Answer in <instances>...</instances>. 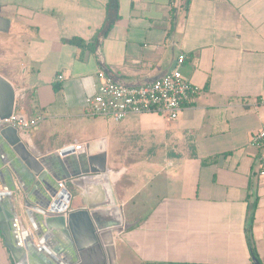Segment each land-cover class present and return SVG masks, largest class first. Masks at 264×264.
<instances>
[{
    "label": "crops",
    "instance_id": "1",
    "mask_svg": "<svg viewBox=\"0 0 264 264\" xmlns=\"http://www.w3.org/2000/svg\"><path fill=\"white\" fill-rule=\"evenodd\" d=\"M106 10L107 0H0V76L15 112L45 117L24 132L29 147H74L105 167L125 224L117 264H255L252 248L264 264V147L251 145L264 125V0H118L102 36ZM174 68L199 87L176 119L84 114L99 70L149 82ZM104 182L74 185L68 210L103 198ZM0 264H10L1 236Z\"/></svg>",
    "mask_w": 264,
    "mask_h": 264
},
{
    "label": "water",
    "instance_id": "2",
    "mask_svg": "<svg viewBox=\"0 0 264 264\" xmlns=\"http://www.w3.org/2000/svg\"><path fill=\"white\" fill-rule=\"evenodd\" d=\"M115 80L127 86L148 83ZM15 91L0 76V119L15 112ZM2 143L7 157L0 160V234L14 264H117L113 238L122 232L121 217L105 167H94L93 159L74 147L40 156L13 127L0 129ZM94 178L105 181L99 184L103 198L69 211L72 187ZM19 200L29 227L16 211Z\"/></svg>",
    "mask_w": 264,
    "mask_h": 264
},
{
    "label": "built area",
    "instance_id": "3",
    "mask_svg": "<svg viewBox=\"0 0 264 264\" xmlns=\"http://www.w3.org/2000/svg\"><path fill=\"white\" fill-rule=\"evenodd\" d=\"M183 60L184 56H179L177 64ZM58 78L61 79V76ZM96 78V91L85 99L84 114L114 121H121L130 114H155L174 120L199 92V87L187 81L178 68L166 72L153 82L137 86L120 84L103 70L96 73ZM44 118L43 115L18 116L13 112L0 119V129L13 127L27 140L24 132L38 125ZM251 145L258 149L264 147V125L251 138ZM260 165L264 167V162ZM263 172L261 170L260 174Z\"/></svg>",
    "mask_w": 264,
    "mask_h": 264
},
{
    "label": "trees",
    "instance_id": "4",
    "mask_svg": "<svg viewBox=\"0 0 264 264\" xmlns=\"http://www.w3.org/2000/svg\"><path fill=\"white\" fill-rule=\"evenodd\" d=\"M186 1H188V0H186ZM106 11L107 12H106L105 21L103 23V26L100 29V34L102 36H104L108 33V31L110 30V28L112 27L114 22L119 18L118 0H107V10ZM70 42L77 45V46H83V43L80 39H71ZM0 236H1V239L3 242V237L1 234H0ZM3 245H4V243H3ZM7 252H9V251L7 250ZM251 254H252L253 259L257 260V254L253 248L251 250ZM9 260H10V264H14L10 254H9Z\"/></svg>",
    "mask_w": 264,
    "mask_h": 264
},
{
    "label": "rangeland",
    "instance_id": "5",
    "mask_svg": "<svg viewBox=\"0 0 264 264\" xmlns=\"http://www.w3.org/2000/svg\"><path fill=\"white\" fill-rule=\"evenodd\" d=\"M139 152H140V151H139ZM111 187H112V186H111ZM75 202H77L76 205H79V204H80V203H79V200H73L71 206H73ZM117 206L119 207V205H117ZM119 209H120V207H119ZM120 217H121V219H122V215H121V213H120ZM124 226H125L124 221H123V222L121 221V228H122V230H123ZM119 234H120V233H119ZM119 234H118L117 236H114V238H113V245H115V243H117L118 238H119Z\"/></svg>",
    "mask_w": 264,
    "mask_h": 264
}]
</instances>
